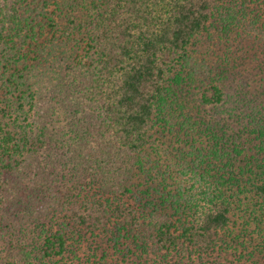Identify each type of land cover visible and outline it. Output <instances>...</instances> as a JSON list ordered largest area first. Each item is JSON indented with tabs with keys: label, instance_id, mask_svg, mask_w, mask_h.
Returning a JSON list of instances; mask_svg holds the SVG:
<instances>
[{
	"label": "trees",
	"instance_id": "1",
	"mask_svg": "<svg viewBox=\"0 0 264 264\" xmlns=\"http://www.w3.org/2000/svg\"><path fill=\"white\" fill-rule=\"evenodd\" d=\"M0 264H264V0H0Z\"/></svg>",
	"mask_w": 264,
	"mask_h": 264
},
{
	"label": "rangeland",
	"instance_id": "2",
	"mask_svg": "<svg viewBox=\"0 0 264 264\" xmlns=\"http://www.w3.org/2000/svg\"><path fill=\"white\" fill-rule=\"evenodd\" d=\"M216 35V33H214Z\"/></svg>",
	"mask_w": 264,
	"mask_h": 264
}]
</instances>
